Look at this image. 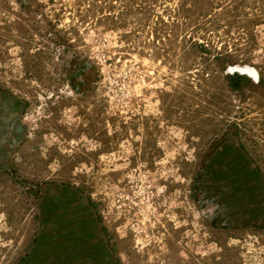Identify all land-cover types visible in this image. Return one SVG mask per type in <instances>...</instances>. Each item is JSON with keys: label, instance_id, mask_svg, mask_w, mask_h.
I'll return each instance as SVG.
<instances>
[{"label": "rangeland", "instance_id": "1", "mask_svg": "<svg viewBox=\"0 0 264 264\" xmlns=\"http://www.w3.org/2000/svg\"><path fill=\"white\" fill-rule=\"evenodd\" d=\"M0 264H264V0H0Z\"/></svg>", "mask_w": 264, "mask_h": 264}, {"label": "bare ground", "instance_id": "2", "mask_svg": "<svg viewBox=\"0 0 264 264\" xmlns=\"http://www.w3.org/2000/svg\"><path fill=\"white\" fill-rule=\"evenodd\" d=\"M243 73H244V74H246V75H248V76H251V77H253V76H256V77H258V76H257V74H255L254 72H250V71H243Z\"/></svg>", "mask_w": 264, "mask_h": 264}]
</instances>
